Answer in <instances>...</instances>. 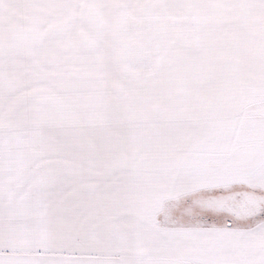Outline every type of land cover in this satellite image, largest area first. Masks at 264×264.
I'll return each mask as SVG.
<instances>
[{
	"label": "snow or ice",
	"instance_id": "6c2138e0",
	"mask_svg": "<svg viewBox=\"0 0 264 264\" xmlns=\"http://www.w3.org/2000/svg\"><path fill=\"white\" fill-rule=\"evenodd\" d=\"M113 2L145 12L124 17L122 24L131 19L134 27L118 35L114 51L149 88L139 99L121 97L130 134L119 153L88 144L70 105L45 93L37 96L32 126L14 132L3 71L13 45L0 14V264H264V46L249 90L231 49L197 28L205 8L264 0ZM170 9L187 15L172 17ZM178 40L200 55L183 57ZM164 67L165 79H151ZM90 104L86 122L104 131L108 148L120 143L108 131L101 99ZM46 123L65 129L80 152L53 164L40 130ZM121 209L136 217L133 241L116 222ZM149 242L157 247L145 252ZM129 246L134 255L120 254ZM53 250L61 254L49 256Z\"/></svg>",
	"mask_w": 264,
	"mask_h": 264
},
{
	"label": "crops",
	"instance_id": "0c3cea01",
	"mask_svg": "<svg viewBox=\"0 0 264 264\" xmlns=\"http://www.w3.org/2000/svg\"><path fill=\"white\" fill-rule=\"evenodd\" d=\"M17 0H0V14L6 24L5 37L13 45L4 65L5 78L10 82L4 92L6 119L14 132L28 130L35 118V102L40 93L63 100L80 117V129L90 145L100 153H119L126 147L130 134L128 122L121 118V97L125 92L139 99L149 90L142 80L132 77L115 55L118 35L130 31L133 20L122 24L123 10L127 17L141 18L142 8L122 9L113 0H58L56 3H40L31 10L16 6ZM116 10L120 13L116 16ZM113 13V16H112ZM156 10L153 16L159 15ZM168 15H187L181 9H170ZM201 33H211L232 51L234 62H239L242 79L249 90L255 87L257 53L264 46V6L249 3L244 6L230 3L220 8L202 10L197 21ZM35 34V39H32ZM18 36L28 37L27 42H17ZM175 47L185 58L200 55L197 47H188L177 41ZM166 67L151 79H165ZM99 97L107 120V128L120 143L108 148L104 131L86 122V114L92 110L90 100ZM52 106L49 105V108ZM51 153L49 160L55 164L65 156H76L80 149L70 142L65 129L46 123L41 127ZM18 151L13 147V152ZM12 187L16 188L15 180ZM19 191V189H17ZM165 217L160 216L163 222ZM129 241L135 240L136 217L127 209H121L116 218ZM66 248L71 252V248ZM156 244L149 242L144 251L151 252ZM7 251H11L10 249ZM136 249L129 246L122 255H134ZM230 253L231 249H226ZM57 250L49 256L60 255Z\"/></svg>",
	"mask_w": 264,
	"mask_h": 264
},
{
	"label": "rangeland",
	"instance_id": "374dc122",
	"mask_svg": "<svg viewBox=\"0 0 264 264\" xmlns=\"http://www.w3.org/2000/svg\"><path fill=\"white\" fill-rule=\"evenodd\" d=\"M120 13V11L119 10H116V13H115V15L117 16L118 14ZM112 16H113V13H112ZM123 16L124 17H126L127 16V14H126V12L123 10ZM123 17V18H124ZM132 22V24H131V28L133 29V27H134V21H131ZM126 25H124V31H125V29H126ZM132 29H130V31L132 30Z\"/></svg>",
	"mask_w": 264,
	"mask_h": 264
}]
</instances>
